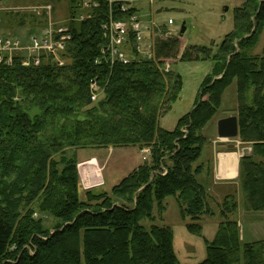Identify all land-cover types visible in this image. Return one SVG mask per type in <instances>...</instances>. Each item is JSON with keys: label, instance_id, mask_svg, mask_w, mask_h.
I'll return each instance as SVG.
<instances>
[{"label": "trees", "instance_id": "trees-1", "mask_svg": "<svg viewBox=\"0 0 264 264\" xmlns=\"http://www.w3.org/2000/svg\"><path fill=\"white\" fill-rule=\"evenodd\" d=\"M70 1L71 18L82 0ZM120 7L100 0L90 19L68 20L62 66H23L19 57L0 66V264H186L177 260L171 229L154 223V209L162 218L164 200L174 197L194 234L201 218L215 214L196 163L205 145L202 130L233 84L237 139L251 149L238 164L243 210L264 213V55L248 53L264 26V0L234 8V27L214 55L205 47L180 55V40L157 38L155 62L133 53L127 64L101 57L102 26L110 14L122 19ZM177 58L208 59L212 68L192 111L169 131L158 120L182 86L178 75L161 67ZM91 81L101 90L95 102ZM108 147L148 149L149 158L109 193L81 195L77 161L69 153ZM222 200L215 236L195 264H264L263 240L242 243L232 218L235 196ZM38 213L54 219L52 228Z\"/></svg>", "mask_w": 264, "mask_h": 264}, {"label": "rangeland", "instance_id": "rangeland-1", "mask_svg": "<svg viewBox=\"0 0 264 264\" xmlns=\"http://www.w3.org/2000/svg\"><path fill=\"white\" fill-rule=\"evenodd\" d=\"M240 1L242 0H153L150 5L148 0L144 3H135V5L140 9L137 17L142 22L149 23L153 21L156 26L161 28L165 25L166 29L168 31L170 30L175 38L180 40V55L189 52L188 49L192 47L208 48L214 55L218 51L217 48L224 37L234 27L233 10ZM47 3L52 5V22L66 27L73 7L70 0H0L1 7L13 9L10 12L0 13L3 20L1 33L20 40L23 47L30 45V38L33 36L39 38L42 32V24L46 25L45 19L31 12V8L40 7ZM169 19L173 20V24L167 26ZM20 22H23V25ZM182 24L186 30L180 36V27ZM257 37L256 44L248 50L249 55H264V26L258 32ZM147 42H149V36L147 37L145 35L141 43L142 49H144ZM167 62L170 64L169 71L180 77L182 86V91L178 97L179 99L172 104L170 111L163 113L158 120L160 128L171 131L175 127L177 120L192 110L191 108L197 99L196 96L200 90V85L206 76L210 75L212 62L208 59L204 60L201 58L193 61L177 58L176 60ZM235 91L236 87L234 84L225 91L216 116L230 113L228 109L233 105V98L235 99V109L237 108ZM234 110L231 112H234ZM213 121L212 123L210 122L212 124L210 130H213V125L216 124V118ZM203 130L205 145L203 147L204 150L202 149V154H200L202 157L198 159L196 166L199 164L203 166L213 148L217 147L220 150L228 151L230 150L228 146L234 144L235 150L241 153L243 146H245L237 138L223 141L212 136L208 141L209 137ZM142 150L148 149H139L137 147H108L71 151L69 155H75L77 169L79 168V170L82 166L83 168L85 166L87 167L83 163L93 161L92 157L98 160L99 167L96 170L97 174H99L96 183L98 186H86L84 182L82 183L80 181V194L82 195L84 191L90 189L109 193L112 187L117 185L124 177L144 162V157L146 158L145 161L148 160L149 155L141 152ZM232 150L233 148L230 151ZM204 167L203 172L206 173ZM205 169L207 168L205 167ZM101 173L104 182L100 179ZM209 181L207 178L206 182L209 189L212 190L210 194L212 197L210 199V206L215 214L211 217L201 218L198 223V225H201L199 234L188 231V224L192 222L189 217L186 218L180 214L178 202H176L174 197H168L164 200L165 211L162 213V218L161 215H157L156 209H154V223L158 226H167L172 231L173 249L180 263L195 264L205 258L207 252L205 244L206 242H211L215 236L220 221L218 205L222 203V199L226 195H234L238 202L237 212L234 213L232 218L239 224L242 243L247 244L250 242H259V240L264 241V213L253 214L243 210L244 199L240 188L238 190L230 187L228 189L218 186L215 187L212 185V182L209 184ZM36 215L38 218H42L44 226L52 228L55 221L51 216L40 213ZM142 225L149 227L151 222L143 221Z\"/></svg>", "mask_w": 264, "mask_h": 264}, {"label": "built area", "instance_id": "built-area-1", "mask_svg": "<svg viewBox=\"0 0 264 264\" xmlns=\"http://www.w3.org/2000/svg\"><path fill=\"white\" fill-rule=\"evenodd\" d=\"M107 2L109 6L114 3L120 4L121 20L113 19V14L109 15L107 22L102 26L103 38L105 46L101 51V57H105L110 62H120L122 64L129 63L133 58V53L140 55L141 58L149 59L155 62L154 47L157 38L168 40L173 37V34L163 27L156 26L153 21L149 23L142 22L137 17V11L131 6V0H102ZM151 1V0H150ZM100 0H82L78 11L70 18V21L82 22L90 19V11L97 9ZM152 1L150 2V4ZM13 11L11 8L0 6L1 12ZM52 7L50 5L31 8V12L45 19L46 25L42 29L39 38L33 36L30 38V45L23 47L20 40L6 36L1 33L2 19L0 16V66H11L14 59L19 57L23 66H39L43 61L53 62L57 66H62L63 61L60 54L65 50L66 43L71 36L66 27L54 24L51 19ZM132 11L131 14H127ZM173 20L169 19L168 25H172ZM145 35L149 36V42L142 49L141 43ZM135 47V50L133 49ZM161 67V72L166 73L170 70V64L164 62ZM90 100L95 102L101 94V90L95 81H91L89 85ZM146 155H149L148 150H142ZM145 155V156H146ZM145 157L143 161H145Z\"/></svg>", "mask_w": 264, "mask_h": 264}, {"label": "crops", "instance_id": "crops-1", "mask_svg": "<svg viewBox=\"0 0 264 264\" xmlns=\"http://www.w3.org/2000/svg\"><path fill=\"white\" fill-rule=\"evenodd\" d=\"M145 1L148 0H131V6L137 11L139 12L140 9H138L135 5V3H144ZM153 2V0H151ZM149 0V4L151 2ZM156 1V0H155ZM245 0L240 1V3H238L235 7H237L238 5L243 4ZM152 4V3H151ZM150 4V5H151ZM45 5H50L51 4L47 3ZM43 5V6H45ZM234 7V8H235ZM142 11V8H141ZM21 25H23V22H20ZM57 24V23H55ZM45 24H42V28H44ZM60 26V25H59ZM41 28V30H42ZM235 99L233 98L232 100V106H230V108L228 109L230 111V113L227 114H222V115H218L216 116V124L213 125V130H210V126H212V124H207L206 128L203 130V132L205 131L208 135V141L212 138V136H214L215 138L217 137V123L219 122V120L224 119V118H230L231 116H234V113L231 112L232 110L235 109ZM193 108V106H192ZM191 108V109H192ZM192 111V110H191ZM189 113V112H188ZM214 122V121H213ZM177 123V122H176ZM212 123V122H211ZM218 139V138H217ZM212 144H214L212 142ZM245 148V146H243L242 150ZM249 150V153L251 152V149L249 147H246ZM204 150V149H203ZM242 150L241 153L237 150H235V148H233L232 151L228 150V151H224V150H220L217 147L211 149V152L209 154V158L205 161V163L200 164L202 167H205L207 169L204 170L206 171L203 172L201 175L198 176V181L201 182L205 188L208 190V194L210 199H212L211 197V192L212 190L209 189V186L207 184V178L210 180V182H212V185L215 187H220V188H236L238 190L239 189V183H238V171H239V161L242 158ZM203 152V151H202ZM201 152V154H202ZM251 155V153H250ZM202 157V155L200 156V158ZM91 162L88 163H83L85 165H87V167L85 166V168H83V166L80 168H78V174H79V179L80 181L86 185V186H94L97 187L98 185H96L97 180H98V175L97 174V167H99L98 165V160L95 157H92ZM138 166V165H137ZM205 176H204V175ZM101 175V181L104 182V178L102 173ZM208 176V177H207ZM207 186V187H206ZM226 196H230V195H226ZM225 197V196H224Z\"/></svg>", "mask_w": 264, "mask_h": 264}, {"label": "water", "instance_id": "water-1", "mask_svg": "<svg viewBox=\"0 0 264 264\" xmlns=\"http://www.w3.org/2000/svg\"><path fill=\"white\" fill-rule=\"evenodd\" d=\"M180 36L185 32L186 28L182 24L180 27ZM217 138L221 140H231L232 138H237L238 136V130H237V119L234 116H231L230 118H224L219 120L217 123ZM234 144H231L228 146V148L231 150V148H234ZM249 150L247 148H244L242 150V158L249 156Z\"/></svg>", "mask_w": 264, "mask_h": 264}, {"label": "bare ground", "instance_id": "bare-ground-1", "mask_svg": "<svg viewBox=\"0 0 264 264\" xmlns=\"http://www.w3.org/2000/svg\"><path fill=\"white\" fill-rule=\"evenodd\" d=\"M223 141H225V140H223Z\"/></svg>", "mask_w": 264, "mask_h": 264}]
</instances>
